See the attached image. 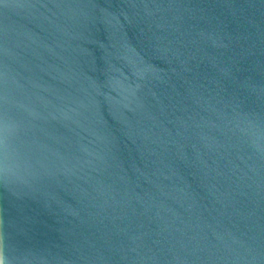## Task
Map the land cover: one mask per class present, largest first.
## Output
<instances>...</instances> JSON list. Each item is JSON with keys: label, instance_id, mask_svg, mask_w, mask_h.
Returning a JSON list of instances; mask_svg holds the SVG:
<instances>
[{"label": "water", "instance_id": "water-1", "mask_svg": "<svg viewBox=\"0 0 264 264\" xmlns=\"http://www.w3.org/2000/svg\"><path fill=\"white\" fill-rule=\"evenodd\" d=\"M4 264H264V0H0Z\"/></svg>", "mask_w": 264, "mask_h": 264}, {"label": "snow or ice", "instance_id": "snow-or-ice-1", "mask_svg": "<svg viewBox=\"0 0 264 264\" xmlns=\"http://www.w3.org/2000/svg\"><path fill=\"white\" fill-rule=\"evenodd\" d=\"M0 264H4V260L2 256H0Z\"/></svg>", "mask_w": 264, "mask_h": 264}]
</instances>
